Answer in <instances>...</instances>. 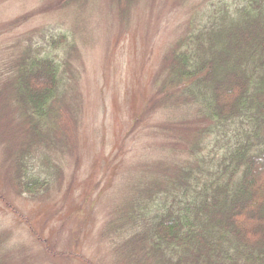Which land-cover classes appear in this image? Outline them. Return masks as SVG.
<instances>
[{
	"label": "trees",
	"instance_id": "16d2710c",
	"mask_svg": "<svg viewBox=\"0 0 264 264\" xmlns=\"http://www.w3.org/2000/svg\"><path fill=\"white\" fill-rule=\"evenodd\" d=\"M116 1L122 12L134 3ZM195 12L145 108L163 103V132L188 156L135 177L109 231L127 264H264V0H216ZM17 66L4 137L15 185L35 192L59 180L49 150L71 136L75 117L58 59L30 52Z\"/></svg>",
	"mask_w": 264,
	"mask_h": 264
},
{
	"label": "rangeland",
	"instance_id": "374dc122",
	"mask_svg": "<svg viewBox=\"0 0 264 264\" xmlns=\"http://www.w3.org/2000/svg\"><path fill=\"white\" fill-rule=\"evenodd\" d=\"M213 1L134 0L122 12L116 0H0V264H127L109 231L117 207L145 168L188 156L163 132V103L145 108L188 22ZM30 52L61 63L75 117L71 138L49 150L59 180L35 192L15 185L4 137L17 64Z\"/></svg>",
	"mask_w": 264,
	"mask_h": 264
}]
</instances>
